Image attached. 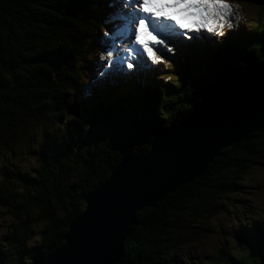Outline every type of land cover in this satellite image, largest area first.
Masks as SVG:
<instances>
[{
    "label": "trees",
    "instance_id": "1",
    "mask_svg": "<svg viewBox=\"0 0 264 264\" xmlns=\"http://www.w3.org/2000/svg\"><path fill=\"white\" fill-rule=\"evenodd\" d=\"M235 2L254 8L245 32L209 44L193 38L137 83L89 88L85 80L102 54L96 37L110 28L114 0H0V144L11 147L27 131L21 115L58 125L36 148L30 175L9 173L14 190L0 180L1 215L9 220L0 238V264H29L58 248L66 223L82 209L81 197L119 156L144 152L156 130L172 125L209 82L237 76L259 60L264 0ZM81 90L83 96L67 102L68 93ZM263 157L264 122L220 149L200 175L139 209L112 264H170L172 255L206 234L196 221L225 204L240 174ZM32 224L41 227L33 253L26 249ZM232 239L239 256L219 246L192 264H255L264 257V219Z\"/></svg>",
    "mask_w": 264,
    "mask_h": 264
},
{
    "label": "water",
    "instance_id": "2",
    "mask_svg": "<svg viewBox=\"0 0 264 264\" xmlns=\"http://www.w3.org/2000/svg\"><path fill=\"white\" fill-rule=\"evenodd\" d=\"M234 77L209 82L176 121L158 129L139 155L119 156L106 176L81 197L62 244L29 264H112L134 214L200 175L225 146L264 122V52ZM255 264H264V257Z\"/></svg>",
    "mask_w": 264,
    "mask_h": 264
},
{
    "label": "rangeland",
    "instance_id": "3",
    "mask_svg": "<svg viewBox=\"0 0 264 264\" xmlns=\"http://www.w3.org/2000/svg\"><path fill=\"white\" fill-rule=\"evenodd\" d=\"M117 3V0H116ZM233 10L238 15L239 19L232 18V27L228 28L230 32L246 30V25L253 17V7L245 3L241 5L239 2L231 1ZM117 8L113 7L111 17L116 13ZM110 17V20H112ZM114 21V20H112ZM118 22H120L118 20ZM117 22H114L116 25ZM110 32L101 30L100 34ZM193 37L188 34L180 41V45L186 46L189 43L188 38ZM97 39L99 38L96 37ZM223 38V37H222ZM221 38V39H222ZM100 41V40H99ZM210 40H200L199 43L205 42L209 44ZM212 42V41H210ZM99 44V43H98ZM105 43L100 41L98 45L99 51L104 50ZM108 51V50H107ZM106 55L99 54L97 56L99 67L104 64ZM152 63L147 62L145 67L147 71L152 69ZM113 73V72H112ZM127 73V72H126ZM114 74V73H113ZM92 83H97L100 80L94 75L89 76ZM172 79V78H171ZM88 79L85 80V83ZM84 90L75 91L67 94V102L71 99L83 96ZM21 122L28 124L27 131L19 136V141L11 147L2 146L0 144V180L5 179L9 183L10 189L14 190V176L30 175V170L35 165V150L39 145L46 144L51 135L57 133L58 125L50 119H29L27 116H18ZM19 133H14L13 136ZM255 162L246 170H244L238 180L237 186L231 194L224 197L225 204L219 203L217 208L204 218L196 221V225L200 230H205L206 234L199 238L195 243L185 246L176 254L170 257V264H192L197 260H202L211 250L221 246L223 250L234 256H239L240 251L235 247L232 236L240 230L252 225L256 221L264 219V157L255 159ZM0 208V238L5 232V225L8 223V218L1 215ZM40 224H32L29 227L30 236L27 241L26 249L36 251L37 242L39 240ZM1 246V243H0Z\"/></svg>",
    "mask_w": 264,
    "mask_h": 264
},
{
    "label": "snow or ice",
    "instance_id": "4",
    "mask_svg": "<svg viewBox=\"0 0 264 264\" xmlns=\"http://www.w3.org/2000/svg\"><path fill=\"white\" fill-rule=\"evenodd\" d=\"M110 6L118 9L111 19L120 23L111 35L105 33L112 46L102 59L119 70L132 69L145 57L163 63V51H172L171 37L201 30L223 36L232 18L239 19L230 0H119Z\"/></svg>",
    "mask_w": 264,
    "mask_h": 264
}]
</instances>
